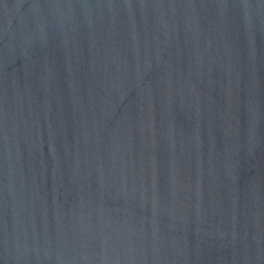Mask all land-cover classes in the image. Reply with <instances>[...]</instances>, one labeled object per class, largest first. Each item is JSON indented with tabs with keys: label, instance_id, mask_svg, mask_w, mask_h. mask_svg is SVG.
Listing matches in <instances>:
<instances>
[{
	"label": "water",
	"instance_id": "water-1",
	"mask_svg": "<svg viewBox=\"0 0 264 264\" xmlns=\"http://www.w3.org/2000/svg\"><path fill=\"white\" fill-rule=\"evenodd\" d=\"M0 264H264V0H0Z\"/></svg>",
	"mask_w": 264,
	"mask_h": 264
}]
</instances>
